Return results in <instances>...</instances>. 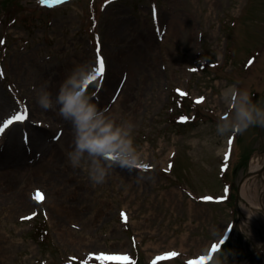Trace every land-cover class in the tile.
<instances>
[{
    "label": "rangeland",
    "instance_id": "374dc122",
    "mask_svg": "<svg viewBox=\"0 0 264 264\" xmlns=\"http://www.w3.org/2000/svg\"><path fill=\"white\" fill-rule=\"evenodd\" d=\"M0 41V125L28 110L0 135V264H264V127L200 147L225 86L264 107V0H0ZM98 49L87 90L135 125L150 168L103 185L36 102Z\"/></svg>",
    "mask_w": 264,
    "mask_h": 264
},
{
    "label": "clouds",
    "instance_id": "9594fccd",
    "mask_svg": "<svg viewBox=\"0 0 264 264\" xmlns=\"http://www.w3.org/2000/svg\"><path fill=\"white\" fill-rule=\"evenodd\" d=\"M90 74V65L74 67L61 82L55 98L46 87L36 90L39 107L55 111L72 126V147L66 153L68 163L74 169L85 170L94 185L106 183L116 167L138 174L148 172L147 155L135 141V125L130 120L118 119L94 102L85 86ZM218 100L226 111L217 118L214 132L206 134L200 143V147L213 154H218L215 140L243 133L253 126L264 127V107L253 102L246 89L235 83L227 85L218 93ZM211 264H221L219 255Z\"/></svg>",
    "mask_w": 264,
    "mask_h": 264
},
{
    "label": "snow or ice",
    "instance_id": "6c2138e0",
    "mask_svg": "<svg viewBox=\"0 0 264 264\" xmlns=\"http://www.w3.org/2000/svg\"><path fill=\"white\" fill-rule=\"evenodd\" d=\"M46 2V0H41V3ZM54 3H61L63 0H52ZM2 43V41H0ZM105 73V63L103 60V57L99 54V49H98V55H97V65L96 67L92 70V74L88 76V79L85 81V86H87L89 83H92L97 80V78L102 79ZM28 116V110L25 108L22 110L21 113H18L16 115H13L10 119L4 121L2 125H0V135L3 134L5 129L9 126L12 125L14 122H22L27 119ZM168 255H175V253L168 254ZM123 259H127V257H123ZM204 258H201V264Z\"/></svg>",
    "mask_w": 264,
    "mask_h": 264
},
{
    "label": "bare ground",
    "instance_id": "6f19581e",
    "mask_svg": "<svg viewBox=\"0 0 264 264\" xmlns=\"http://www.w3.org/2000/svg\"><path fill=\"white\" fill-rule=\"evenodd\" d=\"M37 139H38V137L34 135L32 140H33V142H35V141H37ZM12 161H15V159L13 158ZM12 164H13L12 162H9V165H10L12 168L15 167V166H13ZM5 168H6V167H5ZM15 168H16L15 170L18 169L17 167H15ZM13 169H14V168H13ZM181 248H182V247H181ZM183 248H184V247H183ZM183 248H182V249H183Z\"/></svg>",
    "mask_w": 264,
    "mask_h": 264
},
{
    "label": "trees",
    "instance_id": "16d2710c",
    "mask_svg": "<svg viewBox=\"0 0 264 264\" xmlns=\"http://www.w3.org/2000/svg\"><path fill=\"white\" fill-rule=\"evenodd\" d=\"M186 98H181L180 99V102H181V104H182V102L185 100ZM191 105H193V106H195L194 104H191ZM179 109H182V106L181 105H179ZM180 124V123H179ZM45 232H46V230H45ZM47 233H48V230H47ZM46 238V237H45ZM45 241H46V239H45Z\"/></svg>",
    "mask_w": 264,
    "mask_h": 264
}]
</instances>
